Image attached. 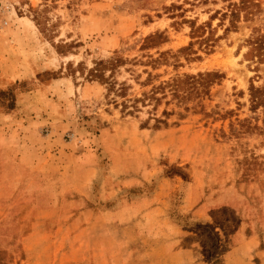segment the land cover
<instances>
[{"label":"rangeland","instance_id":"rangeland-1","mask_svg":"<svg viewBox=\"0 0 264 264\" xmlns=\"http://www.w3.org/2000/svg\"><path fill=\"white\" fill-rule=\"evenodd\" d=\"M239 1L0 0V148L21 137L48 162L28 180L15 149L0 153V264H264V51L248 43L264 36V0L232 27ZM155 34L164 42L142 50ZM189 45L178 67L146 63ZM116 57L125 64L92 73ZM204 73L223 76L207 96L134 103ZM85 171L83 196L73 178ZM136 176L150 181L129 186ZM163 178L160 199L189 235L169 255L145 219L120 224Z\"/></svg>","mask_w":264,"mask_h":264},{"label":"crops","instance_id":"crops-1","mask_svg":"<svg viewBox=\"0 0 264 264\" xmlns=\"http://www.w3.org/2000/svg\"><path fill=\"white\" fill-rule=\"evenodd\" d=\"M56 82H53L51 86H57ZM73 93V92H72ZM33 94V93H32ZM34 95V94H33ZM31 98V97H28ZM27 108V107H25ZM19 141L15 140H4L2 143L3 150L0 148V153L5 151L6 149H15L18 154V161L20 164H23L25 168H30V176L27 178L28 180L34 179L36 177V174L33 173V171L36 169V166L39 164L44 165L48 164L47 161H44L45 158H39L35 157L32 158L33 160H30L29 156L26 154V150L29 148L27 143H25L24 139L22 140L21 137L18 138ZM1 145V144H0ZM30 160V161H28ZM83 163V162H82ZM84 176L81 179H75L73 178L74 185H76L75 189L76 192L80 195L86 196L89 195L90 192V185L89 182H91V174L88 173L89 171H85ZM61 175V173H60ZM55 176V175H54ZM62 176L63 173H62ZM150 181L147 178H143V176H136L134 179H132L129 182V186H135L136 188L143 186V181ZM169 180H166L163 178L160 180V184L157 185L151 193H140L134 195V203H132L133 207H136L130 213H128V219L125 217H122L120 224L124 227V229H132V228H138V224H141L143 220L145 219L146 222L144 223V226L156 228V236L154 238H151L149 241L153 245H157L158 249H161L159 252L169 255L173 252H176L177 250L181 251L182 249L188 247V244L184 242V238L188 237V233L184 230V228L174 222L172 218L168 214V205L166 202L161 201V196H166L165 190L169 189V186L167 187V184H170L168 182ZM155 183H158V181L155 180ZM91 184V183H90ZM164 190V191H163ZM109 197L114 196V189L110 192L108 195ZM139 207L140 211L137 210ZM199 213H201V208H198ZM128 212V211H127ZM142 212L144 214H142ZM142 215V216H141ZM138 217H140V220H137ZM238 238V237H236ZM139 239V238H138ZM239 242V241H238ZM241 244V242H239ZM245 246H249L253 249L256 247L255 241L252 239L250 241H244ZM235 248L234 250H236ZM158 252V253H159Z\"/></svg>","mask_w":264,"mask_h":264},{"label":"trees","instance_id":"trees-1","mask_svg":"<svg viewBox=\"0 0 264 264\" xmlns=\"http://www.w3.org/2000/svg\"><path fill=\"white\" fill-rule=\"evenodd\" d=\"M255 6V4L251 0H240L238 4H234L229 11L230 18V26L235 27V23L239 21V16L242 12H244L247 18L248 15H251V9ZM249 12V13H248ZM199 31V28H196L192 31V35H195ZM165 37L162 34H155L153 36H149L143 39V43L141 46L142 50H151L156 48L160 43H163ZM205 45L204 40L201 41ZM249 45L253 46V51L260 57V52L264 51V36L257 37L254 40L248 41ZM209 48V45H207ZM191 45L187 48L180 49L176 53L171 51L157 53V57L154 58L152 55L146 56L148 61L146 62L153 69H157L162 65H167L169 59H173L176 63V67H178L179 57L182 55H188L191 53ZM258 57V58H259ZM125 64V60L121 57H116L110 61H100L95 64V69L92 73L97 74L99 71H105L109 68L111 69L122 66ZM101 77V76H100ZM103 78V77H101ZM223 76L219 73H204L197 74L195 76L183 75L182 77L177 76L171 79L168 82H163L158 86L151 85L152 88L148 94H143V99L134 100V103H142L144 104L145 100L154 101L156 104L160 102V98H157V94H161L162 97L166 96V91L171 95V97L180 104H185L191 98L200 99L204 96L208 95V91L212 85L219 82ZM106 81L105 79H103ZM152 81V76L148 74L147 79L145 80V85H149ZM256 91L255 89H253ZM253 91V92H254ZM257 92V91H256ZM263 99L253 100L255 106L259 105ZM124 110H127V106L125 104L122 105ZM135 108V107H134ZM166 115V113L164 112Z\"/></svg>","mask_w":264,"mask_h":264}]
</instances>
